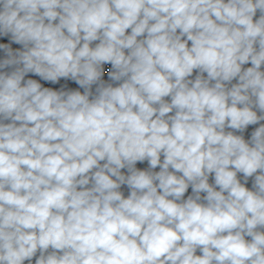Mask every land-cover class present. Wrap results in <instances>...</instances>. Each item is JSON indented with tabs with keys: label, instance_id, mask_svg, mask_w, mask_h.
Wrapping results in <instances>:
<instances>
[{
	"label": "clouds",
	"instance_id": "1",
	"mask_svg": "<svg viewBox=\"0 0 264 264\" xmlns=\"http://www.w3.org/2000/svg\"><path fill=\"white\" fill-rule=\"evenodd\" d=\"M9 35L0 264H264V0H0Z\"/></svg>",
	"mask_w": 264,
	"mask_h": 264
},
{
	"label": "trees",
	"instance_id": "2",
	"mask_svg": "<svg viewBox=\"0 0 264 264\" xmlns=\"http://www.w3.org/2000/svg\"><path fill=\"white\" fill-rule=\"evenodd\" d=\"M259 15H260V12L259 10L257 11V15L256 17H254V19H257L259 18ZM130 31V30H129ZM0 43H9L10 46L13 48V50H17V49H22V45H19V44H15V43H12L11 42V39H10V35L5 37V36H0ZM94 43H97V42H94ZM191 42H189L190 44ZM5 57V53L3 50H0V60H3ZM251 64H246L244 65L243 67L244 68H247V67H250ZM111 68V65H105L104 66V76L102 77V79L105 80L106 83H112L110 80H108V77H107V72L110 70ZM12 69L11 68H7V69H4L3 71H11ZM261 70L264 71V66L261 67ZM197 74V72L194 70V73H193V76L191 77L192 79H194L195 75ZM206 75V74H205ZM28 78H32V79H36L38 82L41 83V85L43 87H51L53 88V90H59L61 87H64L65 90H79L81 92H83V89L79 87V85H77L74 81H71V80H65L64 78H61V80L56 83V84H52L51 82H46V81H43L40 79V77L38 76H35L31 73H29L25 79H28ZM237 81L234 80L232 83H236ZM113 86H116L115 84ZM95 85H93V92L95 91ZM166 99H169L170 98H166ZM257 114H261L259 113V111L257 112ZM260 123H264V121H261ZM259 127V124H256V125H249L248 128L243 132V133H240V132H236L235 134L237 135H243L244 138L247 140V139H250L251 137V133L255 130V128ZM226 130H230V129H226ZM161 159H163V157H161ZM103 163V162H101ZM136 167L140 170H146L148 168V162L147 161H144L143 163L141 162H137L136 164ZM159 169H155V171H158ZM123 172H125V174H127V171L126 169L122 170ZM238 176H242V174H238ZM209 182L210 183H213V178L210 176L209 178ZM251 183H252V178L249 179V182L248 184L246 185L247 187L251 188ZM125 197H127V195L129 194V189L126 185H123L121 186V189H120ZM192 194V190H191V187H189V190L188 192L185 194V199L187 198L188 195H191ZM201 195H205L204 193H201ZM199 254V252L197 253ZM37 255H39V253H37ZM25 264H28V261H25ZM32 264H35V257L33 258L32 260Z\"/></svg>",
	"mask_w": 264,
	"mask_h": 264
}]
</instances>
